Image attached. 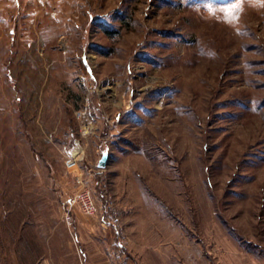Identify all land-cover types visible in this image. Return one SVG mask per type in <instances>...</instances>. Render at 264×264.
<instances>
[{
  "label": "rangeland",
  "instance_id": "374dc122",
  "mask_svg": "<svg viewBox=\"0 0 264 264\" xmlns=\"http://www.w3.org/2000/svg\"><path fill=\"white\" fill-rule=\"evenodd\" d=\"M0 264H264V0H0Z\"/></svg>",
  "mask_w": 264,
  "mask_h": 264
},
{
  "label": "built area",
  "instance_id": "2783aa9c",
  "mask_svg": "<svg viewBox=\"0 0 264 264\" xmlns=\"http://www.w3.org/2000/svg\"><path fill=\"white\" fill-rule=\"evenodd\" d=\"M77 117L80 121L79 136L74 140L73 148L65 158V167L69 172L76 171L80 168L84 160L83 139L95 131L93 122L84 112H78ZM70 202L77 204L79 209L86 214L91 215L95 212V202L89 188L82 189L75 197L71 198ZM69 219L70 217H68Z\"/></svg>",
  "mask_w": 264,
  "mask_h": 264
},
{
  "label": "water",
  "instance_id": "95a60500",
  "mask_svg": "<svg viewBox=\"0 0 264 264\" xmlns=\"http://www.w3.org/2000/svg\"><path fill=\"white\" fill-rule=\"evenodd\" d=\"M107 159H108V154L107 153H104L100 163H99V168L100 169H104L106 167V162H107Z\"/></svg>",
  "mask_w": 264,
  "mask_h": 264
}]
</instances>
